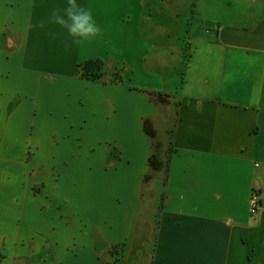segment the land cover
I'll use <instances>...</instances> for the list:
<instances>
[{"label":"crops","instance_id":"crops-1","mask_svg":"<svg viewBox=\"0 0 264 264\" xmlns=\"http://www.w3.org/2000/svg\"><path fill=\"white\" fill-rule=\"evenodd\" d=\"M151 1L77 0L102 32L73 45L39 27L66 0H0V264H264V0H161L165 49Z\"/></svg>","mask_w":264,"mask_h":264},{"label":"rangeland","instance_id":"rangeland-1","mask_svg":"<svg viewBox=\"0 0 264 264\" xmlns=\"http://www.w3.org/2000/svg\"><path fill=\"white\" fill-rule=\"evenodd\" d=\"M179 1L181 2V0ZM150 4L152 5L153 9L148 6L145 14L146 21L142 24V31L144 33H147V38L150 40V43L154 41L157 46H162V49L170 47L171 45H173V47L182 46V40L187 37V33H185L186 27L184 26V19H186V16L188 15V4L186 3L181 5V9L179 11L182 12H178V15L175 14V16L174 13L169 12L166 8H163L164 2L161 0H152ZM174 4L177 5V3ZM150 24H152L153 30L149 35L148 27L150 26ZM103 69L104 78L101 80L102 82H121L122 76L120 74L121 69H119V67H117L116 65L106 66V64L104 63ZM122 69L124 68L122 67ZM172 72L173 70L169 69L167 71V75L171 74L172 76ZM120 249H122V247L116 246L115 251L113 252L116 254L114 256L116 260H121L120 256L117 255H120Z\"/></svg>","mask_w":264,"mask_h":264},{"label":"clouds","instance_id":"clouds-1","mask_svg":"<svg viewBox=\"0 0 264 264\" xmlns=\"http://www.w3.org/2000/svg\"><path fill=\"white\" fill-rule=\"evenodd\" d=\"M46 23L55 24L65 30L72 38L73 45L90 42L102 32L93 13L77 0H66V6L63 8L54 7L47 21H40L39 27H45Z\"/></svg>","mask_w":264,"mask_h":264},{"label":"trees","instance_id":"trees-1","mask_svg":"<svg viewBox=\"0 0 264 264\" xmlns=\"http://www.w3.org/2000/svg\"><path fill=\"white\" fill-rule=\"evenodd\" d=\"M104 63L101 60H90L86 61L78 66V72L86 79L101 81L104 78ZM145 129L147 133L154 138L156 132L152 126L146 122ZM152 167L156 170L160 169L162 163L159 161L156 155H153L150 159Z\"/></svg>","mask_w":264,"mask_h":264},{"label":"built area","instance_id":"built-area-1","mask_svg":"<svg viewBox=\"0 0 264 264\" xmlns=\"http://www.w3.org/2000/svg\"><path fill=\"white\" fill-rule=\"evenodd\" d=\"M260 206H261L260 199H259L257 194H254L252 201H251V212H252V214L257 213Z\"/></svg>","mask_w":264,"mask_h":264}]
</instances>
